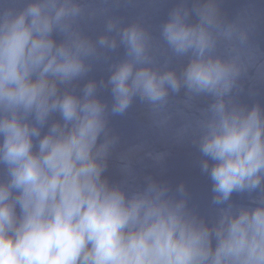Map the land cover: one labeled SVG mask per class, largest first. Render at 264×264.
<instances>
[{"label":"clouds","instance_id":"clouds-1","mask_svg":"<svg viewBox=\"0 0 264 264\" xmlns=\"http://www.w3.org/2000/svg\"><path fill=\"white\" fill-rule=\"evenodd\" d=\"M81 11L78 0H23L0 12V264H264V197L255 206L229 203L209 224L165 185L149 180L129 191L104 175L111 141L99 142L107 105L96 83L81 94L61 90L86 74L95 54L74 29ZM192 11L196 23L182 0L162 25L171 51L187 57L179 74L152 66L141 26L123 29L127 58L108 80L111 113L123 115L137 96L159 106L181 87L212 97L199 151L212 202L223 205L261 186L264 113L225 99L239 54L224 59L215 50L232 29L216 31L212 0ZM54 32L64 39L57 43ZM99 44L115 48L116 40L101 36Z\"/></svg>","mask_w":264,"mask_h":264},{"label":"water","instance_id":"water-1","mask_svg":"<svg viewBox=\"0 0 264 264\" xmlns=\"http://www.w3.org/2000/svg\"><path fill=\"white\" fill-rule=\"evenodd\" d=\"M182 0H78L81 14L74 29L95 46V54L85 59L86 74L69 85H61L81 94L89 81L96 83V95L107 105V124L100 141H111L104 175L112 183L129 191L146 187L149 180L167 186L176 199H184L189 210L211 224L220 208L255 206L253 201L264 197V179L252 192H234L223 205L212 202V184L201 170L204 159L199 151L202 122L206 119L213 98L195 95L181 87L169 92L166 101L153 106L138 96L123 115L111 113V89L108 84L114 65L127 58L120 40L123 29L131 24L141 26L147 37V54L152 66L179 72L187 57L176 56L164 41L162 25ZM207 0H184L190 10L189 22H198L192 9ZM216 5L221 32L231 27V40L219 36L215 55L229 59L239 54L240 74L228 96L232 104L251 109L259 106L264 113V0H212ZM23 0H0V12L20 8ZM109 22L113 27L109 30ZM57 43L64 37L53 33ZM101 36L116 40V47L99 44ZM59 119L53 115L49 123ZM47 130V126L43 131ZM183 186V191H181Z\"/></svg>","mask_w":264,"mask_h":264}]
</instances>
